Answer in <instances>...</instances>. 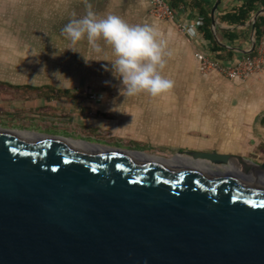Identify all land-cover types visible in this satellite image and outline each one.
I'll return each instance as SVG.
<instances>
[{
	"label": "water",
	"instance_id": "obj_1",
	"mask_svg": "<svg viewBox=\"0 0 264 264\" xmlns=\"http://www.w3.org/2000/svg\"><path fill=\"white\" fill-rule=\"evenodd\" d=\"M131 152L0 126V264H264V159Z\"/></svg>",
	"mask_w": 264,
	"mask_h": 264
},
{
	"label": "crops",
	"instance_id": "obj_2",
	"mask_svg": "<svg viewBox=\"0 0 264 264\" xmlns=\"http://www.w3.org/2000/svg\"><path fill=\"white\" fill-rule=\"evenodd\" d=\"M168 1L175 5L174 21L154 18L149 5L143 7L140 0H90L98 18L114 14L130 25L155 22L165 34L174 55L163 75L174 82V88L152 97L122 94V79L113 75L110 62L115 57L102 40V54L92 51L86 39L74 46L77 51L68 48L72 45L61 30L69 20L85 15L83 0H0L1 31L45 40L44 53L61 57L59 64L51 63L49 69L58 66L62 71L93 72L88 78H71L65 84V79L42 83L0 80V118L8 120L10 130L33 135L43 132L109 149L206 150L256 162L252 153L264 155V63L263 69L247 80H229L217 72H199L194 53L222 62L248 55L252 39L256 44L259 38L255 37V23L264 28V6L257 4L247 20L238 23L227 15L237 14L246 0H220L213 25L215 0ZM260 10L252 27L250 22ZM204 15L210 19V32L205 31ZM192 24L197 25L195 36L187 32ZM20 31L27 34H17ZM75 86L99 88L102 97L61 93V88L65 92V87Z\"/></svg>",
	"mask_w": 264,
	"mask_h": 264
},
{
	"label": "clouds",
	"instance_id": "obj_3",
	"mask_svg": "<svg viewBox=\"0 0 264 264\" xmlns=\"http://www.w3.org/2000/svg\"><path fill=\"white\" fill-rule=\"evenodd\" d=\"M85 15L71 19L62 28V34L70 41L72 51L75 45L87 40L92 51L104 53V45L111 48L115 59L111 60L113 75L122 79L121 92L125 96L146 93L152 97L170 93L174 82L163 75V71L174 52L168 47L165 34L154 22L130 25L114 14L99 17L92 10L90 0H83ZM147 7V0H140ZM198 23V22H197ZM197 25L187 27L190 36L197 34ZM171 35V30H169ZM86 62L90 59L85 58ZM106 60L107 59H95Z\"/></svg>",
	"mask_w": 264,
	"mask_h": 264
},
{
	"label": "rangeland",
	"instance_id": "obj_4",
	"mask_svg": "<svg viewBox=\"0 0 264 264\" xmlns=\"http://www.w3.org/2000/svg\"><path fill=\"white\" fill-rule=\"evenodd\" d=\"M19 35L27 34L26 32L20 31L17 33ZM15 35V34H14ZM45 40L42 39H33L27 37H16L12 36V33L9 32H2L0 29V80L7 81L10 83H23V82H34V83H42L44 81H52V79L62 80L65 79V82H69L68 79H78L81 77L88 78L89 75L93 72L90 71H62L58 68V66H50L49 64H59L60 56L59 55H50L44 53ZM62 59L64 60L65 57L63 56ZM64 81V80H63ZM62 81V82H63ZM73 82V81H70ZM78 82V81H77ZM37 89H52L49 87L45 88H38ZM99 88L93 86H75V87H65L61 88V93L65 94V96L70 97L73 93H78L86 98H89L88 95L90 93L97 94ZM90 99V98H89ZM2 117V114H0ZM7 118V116H5ZM0 125H7L10 126L8 120H2L0 118ZM101 147V146H100ZM147 147V146H146ZM124 150H130L128 148H123ZM132 150V149H131ZM136 149H133V151ZM139 152L156 155L164 158H174L178 155L177 150H156V149H144L138 150ZM145 155V154H144ZM254 160L262 161L264 155L261 157L256 154L252 153ZM180 160V158H178ZM176 159V160H178ZM258 161V162H259ZM185 164V163H184ZM188 165V164H185ZM239 165V164H238ZM221 168V167H217ZM239 168L241 166L239 165Z\"/></svg>",
	"mask_w": 264,
	"mask_h": 264
},
{
	"label": "built area",
	"instance_id": "obj_5",
	"mask_svg": "<svg viewBox=\"0 0 264 264\" xmlns=\"http://www.w3.org/2000/svg\"><path fill=\"white\" fill-rule=\"evenodd\" d=\"M149 14L159 20L174 21L176 12L168 0H147ZM194 58L201 73L217 72L229 80L244 81L263 69L264 63V33H262L251 55L243 56L234 62H222L218 58L195 52ZM90 99H100L101 95H88Z\"/></svg>",
	"mask_w": 264,
	"mask_h": 264
},
{
	"label": "trees",
	"instance_id": "obj_6",
	"mask_svg": "<svg viewBox=\"0 0 264 264\" xmlns=\"http://www.w3.org/2000/svg\"><path fill=\"white\" fill-rule=\"evenodd\" d=\"M170 5L174 8V4L172 2H169ZM257 4H261L262 6H264V0H246L244 5L242 6V8L239 9L237 14H230L227 15V17H232L234 21L238 22V23H243L247 20V18L249 17V15L255 10L256 5ZM199 12L201 14H204V12L202 10H199ZM205 17V21L203 22L205 25V31L206 32H210L209 28L207 26H209V22L210 19L207 15H204ZM261 25L260 23H255V37L258 38L262 33H264V28H260ZM253 53L250 52L248 55H251ZM261 123L264 126V117L261 120Z\"/></svg>",
	"mask_w": 264,
	"mask_h": 264
},
{
	"label": "bare ground",
	"instance_id": "obj_7",
	"mask_svg": "<svg viewBox=\"0 0 264 264\" xmlns=\"http://www.w3.org/2000/svg\"><path fill=\"white\" fill-rule=\"evenodd\" d=\"M27 135H33V134H29V133H26V132H23ZM76 142V141H75ZM78 143H81V144H84V145H90V146H97V147H100L98 145H94V144H90V143H82V142H78ZM104 148V147H103ZM131 153H135V154H139V155H143V156H147V157H151V158H155V159H159V160H163V161H167V162H171V163H175V164H179V165H183V166H188V165H185L187 164L188 162L187 161H184V157H182L181 155H177L175 157H180V160H169L167 158H162V157H159V156H155V155H150V154H146V153H142V152H139V151H133ZM145 154V155H144ZM185 163V164H184ZM193 165H197L201 168H204L206 169L207 171H210V172H216V173H223V172H227V173H231V174H237V172H240L238 169L239 167L237 165H231V166H225V167H221V168H218L217 170H215L213 167H210L209 165L205 164V163H198V162H194L192 163ZM236 171V172H235Z\"/></svg>",
	"mask_w": 264,
	"mask_h": 264
},
{
	"label": "flooded vegetation",
	"instance_id": "obj_8",
	"mask_svg": "<svg viewBox=\"0 0 264 264\" xmlns=\"http://www.w3.org/2000/svg\"><path fill=\"white\" fill-rule=\"evenodd\" d=\"M258 162V161H257ZM259 162H261V161H259ZM239 173H243L241 170H240V172Z\"/></svg>",
	"mask_w": 264,
	"mask_h": 264
},
{
	"label": "snow or ice",
	"instance_id": "obj_9",
	"mask_svg": "<svg viewBox=\"0 0 264 264\" xmlns=\"http://www.w3.org/2000/svg\"><path fill=\"white\" fill-rule=\"evenodd\" d=\"M262 203H264V202H262Z\"/></svg>",
	"mask_w": 264,
	"mask_h": 264
}]
</instances>
